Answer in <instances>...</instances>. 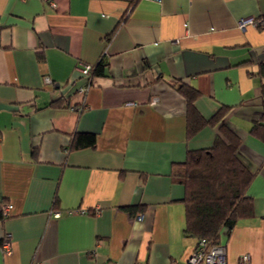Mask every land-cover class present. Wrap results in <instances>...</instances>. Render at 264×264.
Masks as SVG:
<instances>
[{"label": "crops", "instance_id": "0c3cea01", "mask_svg": "<svg viewBox=\"0 0 264 264\" xmlns=\"http://www.w3.org/2000/svg\"><path fill=\"white\" fill-rule=\"evenodd\" d=\"M246 17L264 18V0H0V264L185 262L198 238L176 170L216 127L187 135L180 83L205 117L229 107L252 214L221 244L228 264H264V140L251 133L264 27L239 28ZM99 61L86 82L78 67ZM83 134L94 143L75 147Z\"/></svg>", "mask_w": 264, "mask_h": 264}, {"label": "trees", "instance_id": "16d2710c", "mask_svg": "<svg viewBox=\"0 0 264 264\" xmlns=\"http://www.w3.org/2000/svg\"><path fill=\"white\" fill-rule=\"evenodd\" d=\"M104 66L101 61L91 65L89 75H104ZM259 74L264 78V63L260 64ZM177 90L186 101L187 135L206 124L216 127L213 145L189 151L176 170V177L184 186V231L209 245L221 244L222 231L228 233L236 218L252 214V200L246 191L254 173L239 155L242 138L225 119L229 107L219 106L211 116L205 117L194 103L200 95L198 89L180 83ZM260 91L264 98V82ZM251 133L264 140V101ZM73 143L75 147L92 145L94 135H80Z\"/></svg>", "mask_w": 264, "mask_h": 264}, {"label": "built area", "instance_id": "2783aa9c", "mask_svg": "<svg viewBox=\"0 0 264 264\" xmlns=\"http://www.w3.org/2000/svg\"><path fill=\"white\" fill-rule=\"evenodd\" d=\"M248 24L258 27H264V18L262 17H246L241 18L238 21V26L241 29H244ZM90 64L81 63L78 67V70L81 74V76L84 78L86 82L90 83V75L89 72L91 70ZM47 82H49V78H45ZM77 90L80 93L85 92L86 87H78ZM152 102H155L157 100L156 96L152 97ZM73 108V107H72ZM78 108V110H81L84 108L83 104L81 103L79 106L75 107ZM10 204H2L1 210L3 216L8 215ZM72 213L76 212H84V210H74L71 211ZM141 217V216H140ZM10 242V234H6L4 238L1 241V246L3 249L7 250L9 247ZM31 264H41L37 260H33ZM183 264H228L226 261V255H225V247L222 244H215V245H209L206 240L199 239L197 241V244L195 245L194 249L188 256V258L185 260ZM235 264H251V257L248 253H242L238 256V260Z\"/></svg>", "mask_w": 264, "mask_h": 264}]
</instances>
